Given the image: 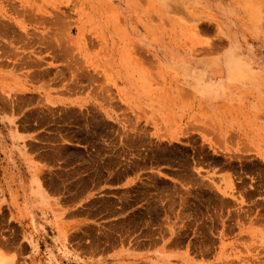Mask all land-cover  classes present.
<instances>
[{
	"label": "rangeland",
	"instance_id": "374dc122",
	"mask_svg": "<svg viewBox=\"0 0 264 264\" xmlns=\"http://www.w3.org/2000/svg\"><path fill=\"white\" fill-rule=\"evenodd\" d=\"M33 56L58 264H264V0H0V63Z\"/></svg>",
	"mask_w": 264,
	"mask_h": 264
},
{
	"label": "crops",
	"instance_id": "0c3cea01",
	"mask_svg": "<svg viewBox=\"0 0 264 264\" xmlns=\"http://www.w3.org/2000/svg\"><path fill=\"white\" fill-rule=\"evenodd\" d=\"M34 56L28 70L0 63V91L23 94L0 95V264H58L66 256L61 252L72 254L71 241L61 236L70 233L73 214L79 209L49 210V205L56 203L54 197L62 201L60 192L51 196L49 188L69 185L62 173L71 169L58 157L57 142L48 134L55 132L42 127L40 117H30L24 111L42 105L40 59ZM52 95L58 103L63 102L57 93ZM80 100L69 106L89 107L88 100ZM136 166L141 170L146 167ZM77 255L80 264L87 262L88 254L82 251ZM69 259L72 263L71 256Z\"/></svg>",
	"mask_w": 264,
	"mask_h": 264
}]
</instances>
